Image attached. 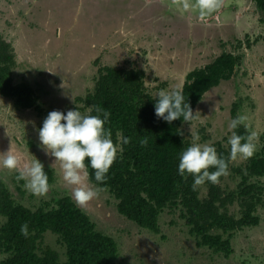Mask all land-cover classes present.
Listing matches in <instances>:
<instances>
[{"label":"rangeland","instance_id":"obj_1","mask_svg":"<svg viewBox=\"0 0 264 264\" xmlns=\"http://www.w3.org/2000/svg\"><path fill=\"white\" fill-rule=\"evenodd\" d=\"M184 0H0V34L14 52L15 84L27 83L43 111L78 110L76 97L92 90L102 66L137 68L155 97L161 90L182 87L190 71L210 63L222 52L241 55L234 76L207 92L182 125L192 144L212 145L230 137V110L247 116L248 131L257 134L256 151L264 146V23L251 0H220L221 7L202 21L199 11H184ZM194 3L195 0H189ZM240 43V46H239ZM250 47H247V44ZM87 112V111H86ZM45 119L33 109L17 110L0 96V153L12 151L25 164L38 160L53 171L47 193L34 195L17 179V170L0 167V179L15 201L29 209L68 196L96 230L112 237L118 247L117 264H264V207L257 206L256 227L243 228L231 238L233 253L225 258L196 248L188 235L180 208L160 214L159 234L137 227L120 215L115 199L99 189L97 198L78 206L63 181L59 162L39 140ZM253 155V156H254ZM247 159L232 161L242 167ZM256 181V180H252ZM264 187V178L258 179ZM239 179L228 173L219 185L235 189ZM21 189L23 193L19 190ZM206 191L202 188L201 196ZM53 206V205H52ZM229 212L239 217L234 204ZM3 219L0 218V222ZM44 243L62 253L56 237Z\"/></svg>","mask_w":264,"mask_h":264},{"label":"trees","instance_id":"obj_2","mask_svg":"<svg viewBox=\"0 0 264 264\" xmlns=\"http://www.w3.org/2000/svg\"><path fill=\"white\" fill-rule=\"evenodd\" d=\"M251 1L264 23V0ZM241 61V55L222 52L210 63L186 74L179 90L192 112L207 92L234 76ZM15 66L13 49L0 34V96L12 100L17 110L33 109L46 118L49 113L41 108L34 90L25 82H13ZM145 78V73L137 68L102 66L92 90L75 98L82 114L97 115V108L110 112L105 127L111 130L114 144L119 143L118 133L131 141L122 146L106 183L97 184L91 168L88 180L115 199L120 215L153 234L160 233V214L179 207L180 218L195 240V247L227 258L233 253L234 233L259 224L255 213L257 206L264 207V187L258 183L264 178V146L242 167L229 163L228 173L239 179L235 189L219 185L225 175L219 183H206L194 191L192 177L178 175L179 157L192 145L183 135L181 127L185 122L178 119L168 124L156 117L154 105L158 98L148 93ZM238 107L239 103H233L231 119L238 116ZM233 131L241 136L249 134L244 126L232 130L230 136ZM144 136L149 143L142 148L139 139ZM228 139L211 145L226 160L230 153ZM44 170L50 186L54 182L53 171ZM202 188L206 191L204 196ZM234 204L239 207V217L228 210ZM0 218V264H117L115 240L96 230L95 223L68 196L32 210L15 201L0 179ZM25 223L29 228L27 238L20 232ZM46 233L56 237L62 253L44 243Z\"/></svg>","mask_w":264,"mask_h":264},{"label":"clouds","instance_id":"obj_3","mask_svg":"<svg viewBox=\"0 0 264 264\" xmlns=\"http://www.w3.org/2000/svg\"><path fill=\"white\" fill-rule=\"evenodd\" d=\"M220 7V0H195L194 3L184 0L182 4L186 12L198 10L202 21L210 18ZM156 98L154 110L158 119L171 124L178 119L189 123L194 118L190 104L185 101L181 90H161ZM96 112L97 115L82 114L79 110H69L66 114L52 111L39 129L42 147L55 158V162L60 163L63 181L71 187V196L81 207L99 195V189L87 183L88 168L93 170L97 184L106 183L111 166L123 151L122 146L131 142L130 138L118 133L119 143L114 144L111 130L105 127L109 122L110 112L100 108ZM247 119V116L238 115L231 120L229 128L235 130L244 126L247 129ZM257 139L255 132L241 136L233 131L227 141L230 145L227 160L218 155L214 146L193 143L179 157L178 175L185 179L191 176L194 191L206 183L217 184L221 176L228 174L231 161L253 157ZM148 143L147 136L139 139L142 148L147 147ZM0 167L17 170V179L24 181V188L34 195H43L49 190L48 175L38 160L25 164L21 169L19 159L10 150L0 153ZM20 232L25 238L28 237L27 223L21 225Z\"/></svg>","mask_w":264,"mask_h":264}]
</instances>
